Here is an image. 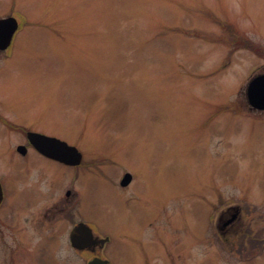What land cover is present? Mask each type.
Wrapping results in <instances>:
<instances>
[{"label":"rangeland","instance_id":"obj_1","mask_svg":"<svg viewBox=\"0 0 264 264\" xmlns=\"http://www.w3.org/2000/svg\"><path fill=\"white\" fill-rule=\"evenodd\" d=\"M8 15L0 134L32 128L84 161L0 162V264H86L68 239L79 219L110 235L107 264H264L205 236L221 210L264 230V111L245 97L264 0H0Z\"/></svg>","mask_w":264,"mask_h":264},{"label":"flooded vegetation","instance_id":"obj_2","mask_svg":"<svg viewBox=\"0 0 264 264\" xmlns=\"http://www.w3.org/2000/svg\"><path fill=\"white\" fill-rule=\"evenodd\" d=\"M10 46H11V44H10ZM8 48L5 50H0V51H6V50H8ZM0 119L3 122L6 121L5 118H0ZM5 125H7V124H5ZM30 130L33 131L34 129H32V128H28V129L23 128L22 129V127H21L20 132L23 133V136H22V138L18 139L19 141L17 143L12 142L13 140L11 137V133L5 132V133L0 134V162L4 161L5 163H7V167L5 168V170L7 172H11L14 169H16L17 171L23 172L25 175H27L32 170V162H40L42 160L43 161L45 160L46 162L47 161L51 162L52 164L57 165V166H67V167L73 168L75 170L79 168L83 159H81V162L78 165L72 166V165L64 164V163H62V162H60L54 158H50L48 156L41 154L37 149H35L33 147V145H31V143L27 139V132ZM34 131H37V130H34ZM39 132H41V131H39ZM2 140L7 141V145L4 147L1 144ZM13 144H14V147H13ZM20 146H23L24 150L19 149L18 147H20ZM32 154H34V155H32ZM13 163H15L16 166H14ZM126 172H128V171L125 170L122 173V176ZM131 175H132L131 179L126 184H121V182H120L121 178H122V176H121V178L117 182V184H119V188L124 189V190L131 188V186L135 180V178H134L135 175L133 173H131ZM0 184H1V182H0ZM1 187H2V184H1ZM2 191H3V187H2ZM69 194L70 193H68L67 195H69ZM4 198H5V195H4V191H3V198H2L1 202H3ZM216 205H219V202H217ZM238 216H239L238 209L235 210L234 212H231L228 215L227 214L225 215V210H221L218 213L217 218L213 221L214 227H213L212 231L209 230L208 233L205 234V236L210 237L213 242L215 240H217V242H219L220 244L221 243L223 244L226 242L230 248H235L239 252H249L250 258H252V259L257 258L259 255H261L264 252V230L262 231V234L258 235L257 229L255 227V223L249 224L247 226L248 227L247 228V227H245L244 221H240L238 223V225L236 224L235 226H232V222L236 218H238ZM210 220H211V218H210ZM79 221H84V220L79 219L77 222H79ZM252 224H253L254 228H252ZM227 225H231L232 227L226 228ZM241 225H243L244 228ZM93 233H94V239H95L94 243H92V244H90L84 248L78 249V250H85V251H89L91 253H95L92 257H100V256H98V254L107 248L108 243L111 241V237L107 233L104 234V236H102V237H99L98 236L99 234L95 233L94 231H93ZM104 237H106L107 239H104Z\"/></svg>","mask_w":264,"mask_h":264},{"label":"water","instance_id":"obj_3","mask_svg":"<svg viewBox=\"0 0 264 264\" xmlns=\"http://www.w3.org/2000/svg\"><path fill=\"white\" fill-rule=\"evenodd\" d=\"M18 27L15 17L7 16L0 18V49L9 46L14 32ZM246 98L249 105L258 110H264V73L252 77L246 86ZM29 142L42 154L59 160L65 164L77 165L80 163L82 154L73 145L55 136L43 133L28 131ZM24 150L23 146L18 147ZM131 179L129 172L121 179V184H126ZM2 200V188L0 185V201ZM69 240L72 247L81 249L92 243L95 239L91 228L84 222H78L69 232ZM106 260L94 257L87 264H104Z\"/></svg>","mask_w":264,"mask_h":264}]
</instances>
